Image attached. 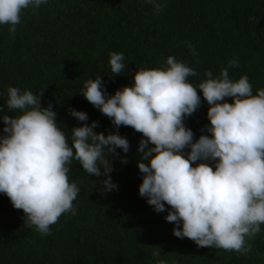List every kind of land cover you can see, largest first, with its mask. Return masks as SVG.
I'll list each match as a JSON object with an SVG mask.
<instances>
[{
	"label": "trees",
	"instance_id": "obj_1",
	"mask_svg": "<svg viewBox=\"0 0 264 264\" xmlns=\"http://www.w3.org/2000/svg\"><path fill=\"white\" fill-rule=\"evenodd\" d=\"M110 52L124 53L126 69L120 76L111 77ZM169 55L196 69L197 77L190 78L194 83L205 78L206 70L218 75L238 58L240 67L229 69L230 76L247 75L255 94L264 88V0H167L159 15L138 0H50L35 14L25 10L14 36L0 25V105L9 86L29 89L42 93L41 106H53L66 132L82 123L69 113L76 109L88 114L89 124L98 122L96 132L107 135L116 129L79 94L84 82L102 76L113 95L133 84L139 68L159 67ZM198 94L202 106L185 120L197 139L210 123L209 105ZM7 114L15 113L5 106L0 116ZM3 127L0 120V134ZM118 131L130 144L127 154L117 149L119 155L111 157L118 188L102 191L99 182L105 177L88 176L73 161L71 179L81 189L73 202L77 214H62L51 226L52 235L42 237L27 227L23 210L0 194V264H155L157 249L168 264H264V225L247 256L174 236L176 225L166 221L167 211L155 212L139 195L142 134L126 126Z\"/></svg>",
	"mask_w": 264,
	"mask_h": 264
},
{
	"label": "clouds",
	"instance_id": "obj_2",
	"mask_svg": "<svg viewBox=\"0 0 264 264\" xmlns=\"http://www.w3.org/2000/svg\"><path fill=\"white\" fill-rule=\"evenodd\" d=\"M50 0H0V25L15 35L25 10L35 14ZM167 0H138L159 15ZM193 57L194 45L183 42ZM123 52H110L111 77L125 71ZM238 58L221 67L218 75L206 70L194 83L195 68L174 55L156 68H139L131 86L109 95L102 76L86 80L79 93L107 116L116 131L96 132L97 121L87 122L85 111L70 109L80 126L68 133L58 123L53 106H41L42 93L9 86L0 134V194L15 209L23 210L24 224L43 236L62 214H77L80 187L71 179L73 161L100 181L102 191L113 183L111 157L127 154L130 144L119 133L121 126L142 134L137 167L142 176L139 195L157 213L167 211L173 234L199 247H210L247 256L250 241L264 225V88L256 89L247 75L238 79L229 69L239 68ZM209 105L199 138L185 120ZM4 93H0V96ZM226 98H231L229 103ZM127 163L126 157L121 158ZM199 162V163H197ZM195 165V166H194ZM167 206V207H166ZM154 250L155 264H168Z\"/></svg>",
	"mask_w": 264,
	"mask_h": 264
}]
</instances>
